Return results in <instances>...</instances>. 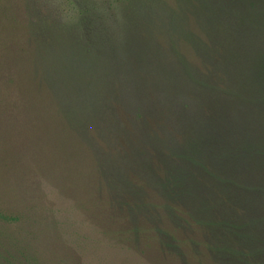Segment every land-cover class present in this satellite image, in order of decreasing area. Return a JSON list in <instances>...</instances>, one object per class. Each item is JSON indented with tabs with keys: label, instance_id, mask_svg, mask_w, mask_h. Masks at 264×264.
<instances>
[{
	"label": "rangeland",
	"instance_id": "1",
	"mask_svg": "<svg viewBox=\"0 0 264 264\" xmlns=\"http://www.w3.org/2000/svg\"><path fill=\"white\" fill-rule=\"evenodd\" d=\"M243 2L0 0V29L23 27L50 72L65 70L69 55L54 58L48 51L93 46L98 55L89 61L101 66L91 75L116 81L125 65H135L137 78L155 82L160 92L147 97L143 89L125 103L129 127L111 114L106 118L105 105L97 103L75 127L93 150L113 204L127 207L132 226L141 218L152 225L162 249L182 264L186 258L164 230L167 222L206 242L218 264H264V96L255 89L251 98L240 84L228 83L243 82L248 66L254 74L264 70L263 59H255L264 50V5L259 10L262 1L253 0L244 12ZM182 45L202 70L175 54ZM230 68L238 73L229 76ZM225 81L229 88L220 90ZM42 187L53 220L0 230V264L154 263L104 235L70 199Z\"/></svg>",
	"mask_w": 264,
	"mask_h": 264
},
{
	"label": "trees",
	"instance_id": "2",
	"mask_svg": "<svg viewBox=\"0 0 264 264\" xmlns=\"http://www.w3.org/2000/svg\"><path fill=\"white\" fill-rule=\"evenodd\" d=\"M243 1L244 12L250 11L253 0ZM257 3H260L258 9L262 10L264 0H257ZM19 29L22 34L18 33ZM23 29L20 25L19 28L7 26L0 29V230H7L12 224L27 227L53 220L50 213L53 204L42 187L45 183L70 199L110 239L138 250L153 264H182L175 253L162 249L152 225L141 218L137 225L132 226L127 207L118 208L113 204L93 150L75 127L77 122L85 120L84 113L96 103L105 105L103 115L111 114L119 124L129 127L125 103L134 100L137 91L143 89L148 93L147 97L160 92L153 89L155 82L151 86L145 79L137 78L135 74L139 71L135 65H125L120 71L122 77L116 81L91 75L93 72L90 71L101 66L97 61H89L98 55L92 53L93 46L89 52L74 49L71 52L63 48L57 55L48 51L46 55L54 58L69 55L62 62L67 68L59 74L52 73L45 60L40 58L42 54L38 47L31 38L28 40L29 33H24ZM183 47L177 46L175 54L187 60L192 68L196 66L202 70L199 61H195L193 56L189 59L190 53ZM110 49L111 45L108 53L104 51L103 54L109 56ZM225 50L232 57L233 50L229 47ZM65 52L67 54H63ZM258 52L260 57L255 55V59L264 61V50ZM235 61L231 65L238 63ZM262 67L264 69L263 64ZM230 69L229 76L234 72L233 68ZM253 71L254 67L252 70L248 66L243 82L242 78L238 81L232 78L228 83L240 84V89L251 98L252 91L256 89L260 98L264 96V70L255 74ZM237 73L234 72L235 75ZM221 76L226 80L229 78ZM226 84L227 81L219 84V89L229 88ZM83 99L91 100V103L84 104ZM136 103H139L135 107L136 118H143L139 112L141 102ZM197 145L192 143L191 150L197 149ZM150 193L146 190L147 200L153 204ZM179 213L184 214V211ZM167 223L164 230L182 250V257L186 258L184 264H218L209 254L211 248L206 242L201 244L194 235ZM188 224L195 226L194 233L199 232L196 223L190 221ZM193 245L197 246L195 253L192 252ZM200 246L203 248L199 249ZM2 248L0 243V252ZM243 253L248 255L245 251Z\"/></svg>",
	"mask_w": 264,
	"mask_h": 264
}]
</instances>
